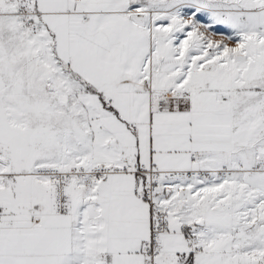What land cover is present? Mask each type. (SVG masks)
<instances>
[{
	"label": "snow or ice",
	"instance_id": "6c2138e0",
	"mask_svg": "<svg viewBox=\"0 0 264 264\" xmlns=\"http://www.w3.org/2000/svg\"><path fill=\"white\" fill-rule=\"evenodd\" d=\"M0 264H264V0H0Z\"/></svg>",
	"mask_w": 264,
	"mask_h": 264
}]
</instances>
